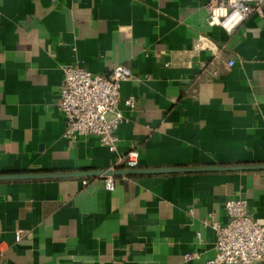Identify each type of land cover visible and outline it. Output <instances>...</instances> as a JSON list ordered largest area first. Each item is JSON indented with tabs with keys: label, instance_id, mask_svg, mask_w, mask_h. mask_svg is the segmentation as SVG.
<instances>
[{
	"label": "crops",
	"instance_id": "0c3cea01",
	"mask_svg": "<svg viewBox=\"0 0 264 264\" xmlns=\"http://www.w3.org/2000/svg\"><path fill=\"white\" fill-rule=\"evenodd\" d=\"M210 1L0 0V174L264 165V14L228 33ZM67 65L134 74L116 153L64 138ZM113 179L0 181V264H206L227 200L264 224V169Z\"/></svg>",
	"mask_w": 264,
	"mask_h": 264
},
{
	"label": "built area",
	"instance_id": "2783aa9c",
	"mask_svg": "<svg viewBox=\"0 0 264 264\" xmlns=\"http://www.w3.org/2000/svg\"><path fill=\"white\" fill-rule=\"evenodd\" d=\"M206 10L209 26L232 33L251 16L264 14V0H211ZM134 78L132 71L124 66L115 67L109 75L93 74L79 65L64 66L58 100L59 110L67 123L64 138L77 142L94 137L111 153H116L120 142L118 131L125 121L118 111L121 88ZM126 105L135 108L137 101L129 98ZM110 114L115 117L110 119ZM120 164L128 169L137 168L138 153L130 152ZM105 180L108 190H113V177H105ZM224 207L229 221L225 225L212 224L217 235L216 253L206 264H263L264 224L251 216L245 199L227 200ZM21 233L17 229L18 241ZM198 257L199 253H189L185 260L190 262Z\"/></svg>",
	"mask_w": 264,
	"mask_h": 264
},
{
	"label": "water",
	"instance_id": "95a60500",
	"mask_svg": "<svg viewBox=\"0 0 264 264\" xmlns=\"http://www.w3.org/2000/svg\"><path fill=\"white\" fill-rule=\"evenodd\" d=\"M264 165L258 166H207L203 168H174V169H147V170H110L105 172H79L71 174H0V181L31 180V179H53L68 177H117L132 176L138 174L176 173V172H210V171H243L263 170Z\"/></svg>",
	"mask_w": 264,
	"mask_h": 264
}]
</instances>
